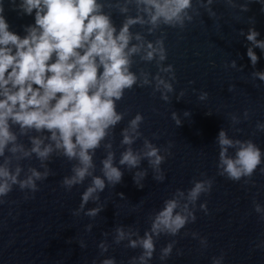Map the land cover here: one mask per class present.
I'll return each mask as SVG.
<instances>
[{
  "label": "water",
  "instance_id": "water-1",
  "mask_svg": "<svg viewBox=\"0 0 264 264\" xmlns=\"http://www.w3.org/2000/svg\"><path fill=\"white\" fill-rule=\"evenodd\" d=\"M241 3L248 4L247 11L239 7ZM262 7L258 0H235V6L228 0H214L210 6L207 0H194L193 19L186 21L184 28L162 26L147 36L155 40L164 35L167 49L164 63L174 66L175 90L167 102L153 91V86L128 90L119 101V108L126 115L109 139L118 162L123 151L121 129L137 112L143 113L140 129L143 135L133 147L140 148L145 137L162 151L170 147V154L166 153L161 165L165 179L157 181L144 160L139 169H146L147 175L140 188L134 181L138 169L122 166L121 182L107 185L99 193L98 201L90 200L84 210L74 215L91 178L66 189L62 179L71 174L75 161L54 155L47 162L51 174L38 181L36 192L21 190L17 185L0 204V264H100L110 256L116 258L117 264H129V259L138 256L141 249L129 248L127 241L115 243V228L123 225L126 230L143 235L150 227L151 216L176 189L187 190L194 180L206 178L213 180L212 190L197 201L196 221L189 222L175 236L160 235L151 264H212V258L221 254L224 264H264V246H257L264 241V219L255 211V203L264 205V173L259 170L264 164L250 178L234 181L222 176L217 167L220 149L216 142L224 128L231 137L250 138L264 148V130L256 128L258 121L264 122V81L253 75L264 70V52L255 49L259 61L253 66L247 56L249 42L241 34V30L246 33L255 27L260 33L258 38L264 39ZM209 8L215 15L210 14ZM4 15L10 27L21 34L24 25L34 23V16L20 15L8 0ZM113 19L119 25L123 17L113 9ZM133 31L146 34L140 25ZM232 61L236 62L235 67ZM133 67L153 75L158 71L155 61L143 62L139 57ZM181 91L184 95L177 99ZM202 91L209 94L204 100L199 99ZM172 112L178 114L180 125L175 123ZM233 115L239 118V123H233ZM22 139L27 142L26 137ZM105 155L106 149H97V175L101 174ZM20 163L25 170L29 166L40 167L35 157ZM205 201L207 213L199 208ZM98 205L103 207L96 217L85 214ZM89 224L91 231L87 229ZM193 232L199 236L194 238ZM200 237L207 238V247L201 246ZM101 241L108 244L107 252L99 248ZM170 241L176 242L173 252L162 261L160 249ZM81 242L86 247H81Z\"/></svg>",
  "mask_w": 264,
  "mask_h": 264
},
{
  "label": "clouds",
  "instance_id": "clouds-1",
  "mask_svg": "<svg viewBox=\"0 0 264 264\" xmlns=\"http://www.w3.org/2000/svg\"><path fill=\"white\" fill-rule=\"evenodd\" d=\"M213 2L207 0V5ZM258 2L264 5V0ZM8 3L20 15L34 16V23L24 25L23 34L13 30L4 15L5 0H0V204L14 186L36 192L38 181L51 174L47 162L54 155L75 161L71 174L62 179L66 189L91 178L74 215L84 210L90 200L98 201L99 193L107 185L121 182L122 166L138 169L134 181L140 188L147 175L146 169H139L144 160L153 170L154 178L163 181L165 173L161 165L166 153L170 154V147L162 151L147 137L140 148L133 147L143 135L140 130L143 113L137 112L121 129L123 151L118 162L109 137L126 115L120 110L119 101L128 90L153 86L162 100L171 99L176 74L172 64L164 63L165 37L150 40L147 36L162 26L184 28L186 21L193 19L194 0H8ZM228 3L235 6V0ZM239 7L248 10L247 3ZM113 9L123 17L119 25L113 19ZM208 10L215 15L211 8ZM136 25L145 28L146 34L133 31ZM241 34L249 42L247 56L255 66L259 61L255 49L264 52V39L258 38L260 33L255 27L246 33L241 30ZM137 57L143 62L155 61L158 71L153 75L143 69L134 70ZM232 66H236L235 61ZM253 75L264 81V70ZM183 95L181 91L177 99ZM208 95L202 91L199 99ZM247 116L245 110L244 117ZM172 118L177 125L182 123L176 112H172ZM232 121L239 123V118L233 115ZM256 128L264 130V122L258 121ZM216 142L220 149L217 167L222 176L234 181L250 178L264 164V148L250 138H233L221 128ZM101 147L106 149V155L101 160V174L97 175L95 156ZM33 157L40 167L29 166L25 170L20 162ZM259 170L264 173V167ZM212 185L211 178L196 179L189 189H176L151 216L150 227L143 235L126 230L123 225L115 228V243L127 241L129 248L141 249L138 256L129 259V264H151L157 238L162 234L175 236L189 222H195L197 201L202 194L211 192ZM102 207L90 208L85 214L94 218ZM199 208L207 213V201L200 203ZM255 211L264 219V205L255 203ZM91 228V224L87 225L89 231ZM192 236L195 238L199 233L193 232ZM175 243L170 241L160 249L162 261L171 255ZM200 243L207 247V238L200 237ZM257 246H264V241ZM81 247L86 245L81 242ZM108 247L105 241L99 244L102 252H107ZM100 264H117V260L114 256L105 257ZM212 264H224V255L213 257Z\"/></svg>",
  "mask_w": 264,
  "mask_h": 264
}]
</instances>
